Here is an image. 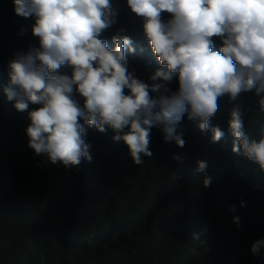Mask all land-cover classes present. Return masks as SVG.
I'll return each instance as SVG.
<instances>
[{"label":"trees","instance_id":"trees-1","mask_svg":"<svg viewBox=\"0 0 264 264\" xmlns=\"http://www.w3.org/2000/svg\"><path fill=\"white\" fill-rule=\"evenodd\" d=\"M110 2L116 22L99 38L114 48L113 35L130 37L136 53L127 56V68L152 84L149 77L162 66L145 37L143 18L127 0ZM34 23V17L15 13L13 0H0V264H264V255L250 251L254 241L264 238V171L232 153L228 132L231 110L239 105L246 133L259 139L264 112L255 92H242L231 102L227 94L219 98L210 118V126L225 133L217 143L210 142V130L201 132L199 121L185 114L177 129L185 147L165 142L154 127L153 155L142 156L141 165L122 140H113L111 129L101 133L95 128H87L86 136L91 162L52 165L28 147L27 113L18 112L5 93L9 62L39 47ZM213 40L218 50L222 41ZM59 72L71 76L72 69L64 65ZM166 87L168 94L178 91V77ZM197 160L208 162L209 187L203 185L205 174L195 172Z\"/></svg>","mask_w":264,"mask_h":264},{"label":"clouds","instance_id":"clouds-1","mask_svg":"<svg viewBox=\"0 0 264 264\" xmlns=\"http://www.w3.org/2000/svg\"><path fill=\"white\" fill-rule=\"evenodd\" d=\"M13 2L18 16L34 17L32 34L39 38V47L17 53L9 62L5 93L18 112L27 113L28 147L36 155H46L52 165L71 168L91 162L87 128L101 133L111 129L113 140H122L133 162L141 165L142 156L153 155L154 127L162 131L165 142L185 147L183 133L177 131L185 114L199 121L201 132H212L211 143L221 141L225 133L210 126V118L225 94L231 102L242 92L254 91L258 109L264 112V0H127L131 11L143 18L145 37L162 66L149 77L152 84L135 78L127 68V56L136 53L130 37L113 35L114 48L99 38L116 22L110 0ZM164 13L170 18L164 19ZM214 37L222 41L218 50ZM64 65L71 67V76L60 74ZM174 77L178 91L168 94L166 84ZM30 105L38 107L30 110ZM243 115L239 105L232 108L231 151L264 171V124L259 139L251 138ZM173 159L182 162L180 155ZM196 164L195 172L205 174L203 185L209 187L208 162ZM230 210L235 211V205ZM233 222L239 226V217ZM262 250L264 238L250 247L255 256L264 255Z\"/></svg>","mask_w":264,"mask_h":264}]
</instances>
